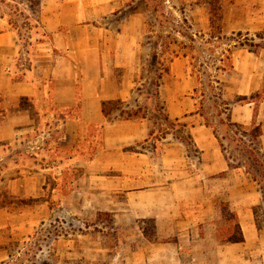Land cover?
Wrapping results in <instances>:
<instances>
[{
  "label": "rangeland",
  "instance_id": "374dc122",
  "mask_svg": "<svg viewBox=\"0 0 264 264\" xmlns=\"http://www.w3.org/2000/svg\"><path fill=\"white\" fill-rule=\"evenodd\" d=\"M5 1L2 3L0 0V13L9 16L4 18L6 22L7 18L13 19L23 53L32 54L36 44L47 39L38 26L40 5L44 0H40L34 9H30L26 1L18 5ZM229 1L221 0L222 13L223 5L228 6ZM113 2L120 8L103 16V24L113 31L132 17L129 20H132L134 28H140L135 54L134 95L127 101H121L120 105H114L102 123L85 125L76 139L60 141V130H51L56 126L54 122L38 125L36 132L39 134L40 130L41 135L30 143L33 149L38 146L37 151L41 153L36 162L43 165L51 158V161L61 160L65 165L62 170L53 168L41 172L45 185L38 198L21 199L8 189L4 191L0 206L8 209V217L5 215L6 224L0 227V264H263L258 252L224 248L242 241L228 242L221 236L222 231L231 226L230 234L227 232L226 235L231 240L240 238L233 226L236 220H226V214L222 213L223 203H227L229 211L235 213L227 200L226 184L221 179L226 176L223 173L208 177L201 192L194 189V196L181 201L182 210L195 215L198 220L189 228L188 234L159 235L154 220L150 218L138 219L141 235L137 231L133 233L130 228L133 223H115L114 214H123L129 209L125 191L111 188L105 181L96 179L94 176L98 173L89 168L88 162L104 144L105 124L124 120L126 112L146 114L148 137L135 145L117 146L113 151L148 149L158 159L169 144L174 145L181 155L178 162H172L177 158L173 156H164L165 162L157 161L159 170L167 172L163 180L166 187L174 180L173 174L196 178L200 173V152L193 138L192 141L188 138V133L192 137L191 128L204 119L197 113L190 115L193 112L203 113L217 130V137H214L217 146L222 142L225 147L222 154L226 162L242 163L244 167L240 169L245 173L247 170L250 178L255 176L263 188L264 167L255 171L253 159L258 160L260 156L249 147L248 139L244 138L246 141L243 142L240 132L218 124L211 86L219 77V60L227 55L226 50L232 48L238 38L235 33H222V19L219 30L210 27L208 0ZM18 8L23 13L20 14ZM24 54L22 63L25 65L18 67L19 70L28 64V55ZM193 89L197 92L193 93ZM200 90L208 91V99L199 95ZM260 110L258 120L262 119L263 109ZM55 114L75 116L79 110L72 108L62 113L57 110ZM175 119H179V124ZM181 124L186 126L181 127ZM47 128H51L48 129L51 135L46 137L44 131ZM245 128L248 131L252 129L251 125ZM260 131L264 132V127H260ZM211 133L213 129L209 127L208 138ZM253 144L260 154H264V139L257 138ZM48 145L53 150L51 157L49 154L44 156L46 149L50 151ZM28 146L24 147L26 154L22 161L25 163L32 161L29 155L32 148ZM75 147H78V157ZM211 149L208 144V150ZM119 152L111 159L121 160ZM12 160L10 156L9 161ZM81 160L85 162L84 168ZM231 169L234 168L229 167ZM8 175L13 176L14 171H8L7 178ZM151 183L160 185L162 180L154 177ZM258 220L264 239V205L258 210Z\"/></svg>",
  "mask_w": 264,
  "mask_h": 264
},
{
  "label": "crops",
  "instance_id": "0c3cea01",
  "mask_svg": "<svg viewBox=\"0 0 264 264\" xmlns=\"http://www.w3.org/2000/svg\"><path fill=\"white\" fill-rule=\"evenodd\" d=\"M119 8L113 0H44L40 5L38 26L47 39L38 42L32 54L24 52L28 55V64L21 70L18 67L25 63H22L24 53L19 39L0 18V97L3 104L0 115V201L6 189L21 199L38 198L45 185L41 172L63 169L65 163L61 160L51 161L50 158L43 165L36 162L41 153L37 151L38 146L33 149L30 143L41 135L40 130V135L36 132L38 125H44V122L56 124L53 129H45L46 137L51 135L48 129L56 128L60 130V141L76 139L85 125L102 123V102L127 101L134 95L135 54L140 28H134L129 20L132 17L113 31L101 21L103 16ZM262 29L264 0H230L228 6L223 5L222 33L250 34ZM233 45L232 68L220 75L222 98L230 106L229 119L244 126L254 123L262 128L264 49L254 54ZM72 108H78L79 114H55L57 110L62 113ZM260 109H263L262 119L258 120ZM146 124L145 118L105 124L104 144L88 162L89 168L98 173L94 176L96 179L125 191L129 209L123 214H114L115 223H133L130 226L133 233H140L138 219L150 218L159 235L188 234L189 228L198 220L195 215L182 210L181 201L194 196V189L201 192L208 177L223 173L226 176L221 179L226 184L227 200L237 215L243 237L241 244L232 243L224 248L258 252L264 264V239L252 211L262 200V195L248 173L240 168L229 170L214 134L208 138L209 127L199 121L191 131L200 152V173L196 178L173 174L174 180L166 187L163 180L167 172L159 170L157 161L165 162L164 156H173L177 158L172 162H178L181 155L174 145L169 144L158 159L148 149L113 151L117 146L135 145L146 139ZM258 138L264 139L263 131ZM27 144L32 148L30 163L22 161ZM208 144L211 150H208ZM47 148L50 151L46 149L44 156L49 154L51 157L53 150L50 145ZM117 152L122 159H111ZM81 167H85L84 160H81ZM10 170L14 175L7 178L6 173ZM154 177L160 178L162 184L151 183ZM7 211L4 205L0 206V227L6 224Z\"/></svg>",
  "mask_w": 264,
  "mask_h": 264
},
{
  "label": "trees",
  "instance_id": "16d2710c",
  "mask_svg": "<svg viewBox=\"0 0 264 264\" xmlns=\"http://www.w3.org/2000/svg\"><path fill=\"white\" fill-rule=\"evenodd\" d=\"M8 1H12L16 5H18V3L23 4L26 1V2H28L27 6L30 9H34L35 7H38L40 4V0H8ZM1 2L5 3L6 1L1 0ZM6 4H8V2ZM206 4H208V14H209L210 27L216 28V29L218 28V30H219V21L222 19V16H223L221 0H208V2H206ZM15 8H17V7H15ZM18 11L20 14L23 13L19 8H18ZM5 16L7 17L8 15L4 14V13H0V18L4 19ZM7 23H8V25H10L12 27L13 30L16 29L13 19L7 18ZM235 35L237 36L238 39L234 40L235 45H233V46H239V47L245 48L249 52H252L254 54H258L262 49H264V29L257 31L255 33H253L252 35H249L247 33L242 35L241 32H237V33H235ZM17 36H18V34H17ZM210 37H213V36H210ZM226 51H227V55H225L224 57H222L219 60L220 66L217 68V70L219 71V77L214 79V83L211 86V90L213 89V91H212V96L214 98L213 102L215 104V107L217 108L216 116L218 117V124L221 127H226V128L232 129V130L234 128L236 130V132L237 131L240 132L241 141L244 140V138L248 139L249 147L255 149L256 153L259 154V156H260V159H258V160L253 159V162L255 165V171L257 172V171H259V169L264 167V154H260L259 149L255 148V146L253 144L261 134L260 126L252 123L251 124L252 129H250L248 131L244 125L231 122L229 119V110H230L229 103L222 98L223 89H222V84L220 82V75L224 74L225 72L229 71L232 68V63H231L232 48L227 49ZM196 92H197V90L193 89V93H196ZM199 95L202 98L208 99V91L207 90H200ZM191 98L194 99L195 97L192 96ZM116 104L120 105L121 101L120 100H109V101L102 102L101 111H102L104 118L107 119V117L110 114L113 106ZM120 112L122 113L123 111H120ZM121 113H120V115L123 116V114H121ZM196 113L199 114L204 119V125L206 127H210L213 129V133L216 136L217 130L213 128V126L209 123V121L206 119V117L203 115V113L193 112V113H190V115H194ZM2 114H3V109H2V104L0 103V115H2ZM125 115H126L125 119H129V120L146 117V114L145 113L140 114V111L139 112L138 111L126 112ZM165 119H168V118L165 117ZM175 122H177L179 124V119H175ZM180 126L185 127L186 125L181 124ZM188 138L192 141V137H191L190 133H188ZM245 141L246 140H244L243 142H245ZM219 145H220V149L222 150V152H225V147H224L223 143L220 142ZM226 159H229V157H226ZM228 166L230 168L244 167V165L242 163H239V162L235 163V164L229 163ZM245 171L248 173L247 170H245ZM252 180L258 185V188H259L261 195H262V201L260 202V204L257 206H254L252 208L255 224L259 230L260 229V223L258 220V210L262 209L263 205H264V188H263V185H261L260 181L255 176H252ZM223 206H224V209H223L222 213L226 214V216H225L226 220H236L234 222L233 226L235 227L236 232L238 234H240V238H239V240L229 239L231 237L229 235H226V234H227V232L229 233V229H231V226L226 227L225 230H223V228H222L221 231L223 230L224 232L222 231L221 236L224 239H226V241H228V242H232V241H240L241 242V241H243L241 230H240L239 224L237 222L236 214L232 211H229V207H228L227 203H223Z\"/></svg>",
  "mask_w": 264,
  "mask_h": 264
}]
</instances>
